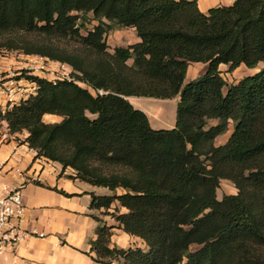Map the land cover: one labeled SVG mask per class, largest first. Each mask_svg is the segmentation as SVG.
<instances>
[{
  "label": "trees",
  "instance_id": "1",
  "mask_svg": "<svg viewBox=\"0 0 264 264\" xmlns=\"http://www.w3.org/2000/svg\"><path fill=\"white\" fill-rule=\"evenodd\" d=\"M78 13L97 24L82 34ZM116 27H133L139 41L110 50L105 36ZM52 37H77L80 46L69 50ZM0 49L72 68L73 79L55 83L29 76L37 94L6 118L12 132H27L39 156L71 167L75 178L123 189L91 193L90 206L103 207L146 248L109 247L103 223L91 242L94 261L264 264V67L231 84L218 70L264 62V0L206 12L197 0H0ZM192 62L206 69L185 83ZM128 96H178L175 125L152 128ZM44 114L62 119L45 122ZM229 122L227 141L215 145ZM220 179L237 192L218 199ZM114 201L125 211L108 213ZM192 244L200 248L190 251Z\"/></svg>",
  "mask_w": 264,
  "mask_h": 264
},
{
  "label": "crops",
  "instance_id": "2",
  "mask_svg": "<svg viewBox=\"0 0 264 264\" xmlns=\"http://www.w3.org/2000/svg\"><path fill=\"white\" fill-rule=\"evenodd\" d=\"M233 1L197 0V6L200 11L206 12L212 7L230 5ZM130 29L135 31L133 27ZM137 41H139L138 37L129 44ZM221 65L226 64H220L219 67ZM205 69V63H190L184 82L198 77ZM144 98L146 97H127L135 108L145 112L151 125L150 115L141 104ZM220 135L215 138V145L223 144L221 142L217 144ZM14 145L10 142L0 147V160L11 155ZM12 166L24 170L23 176L14 175ZM36 177L38 179L34 181ZM2 184L21 188L25 211L20 226L30 235L38 232L43 233L44 236L31 235L17 248L16 260H13L11 255H6L2 258L1 264H103L91 258L95 256V252L91 250V242L97 237V226L103 223L110 226L109 247L117 245L124 247L120 241L128 243V239L134 238L124 232L114 218L106 219L102 215L105 212L103 207L91 208V193L96 196L109 195L108 188L64 178L60 176L58 164L55 163L52 166L47 162L38 163L34 160L33 152H29L23 146L18 147L12 157L2 166L0 189ZM117 234L120 238L115 240L113 236ZM110 264H118V262L113 260Z\"/></svg>",
  "mask_w": 264,
  "mask_h": 264
},
{
  "label": "rangeland",
  "instance_id": "3",
  "mask_svg": "<svg viewBox=\"0 0 264 264\" xmlns=\"http://www.w3.org/2000/svg\"><path fill=\"white\" fill-rule=\"evenodd\" d=\"M78 15H79V18L77 20V26H79L80 32L82 34H84L87 28L88 27L90 28L92 24H94L93 26L97 24V21L91 18V13H88V14L78 13ZM93 20L95 22L92 23ZM136 37H137L136 32L135 31L133 32L130 29V27H116V28L109 30V32L105 36V39L108 44V47L111 49L115 45L127 46ZM26 38H36L37 40H40V38H42V34H33V35L30 34ZM51 40L53 44H56L60 47H64L69 50L75 51L80 46L79 39L77 37H67V38L52 37ZM36 55L38 54H26L23 51L16 50V49L14 50L0 49V77L6 78L5 75L8 74V75H11L12 77L14 76L13 78L24 80L28 78L29 76L41 74L40 76L38 75L39 78L41 77L46 80H56L57 81L63 78V76H65L64 73L68 72V69L66 67H62L61 65L58 64V62L60 61L52 60L46 57L47 60L42 62V60H40L39 57H37ZM128 62L131 63L132 60L130 59ZM41 63H43V65L46 68L42 72H38L35 70H30L28 72L24 71V70H28L27 68L31 65L36 66ZM65 65H67V63ZM67 66L70 67L69 64ZM262 67H264V62H259L253 68H247L243 64H241L240 66L235 68L233 71H228V65H221L220 67H218V70H220V74L225 80L226 84H231V83H236L238 80H240L244 76L255 73ZM69 77H72L71 74H69ZM79 84L85 87L83 83L80 82ZM226 90L227 89L224 86L223 92L225 93ZM143 100H147V101H143ZM177 101H178V96H174L172 98H164V99L153 98V97L152 98L146 97L142 99L141 104L144 105V107L146 108L151 118L150 126L155 129L172 128L174 126V121H175V110H176ZM44 115L42 116V119L45 122H58L62 119V117L59 115H47V116H44ZM87 115L90 118L95 117L94 114L87 113ZM232 129H233L232 122H229L227 130L220 135L219 139L217 140V144L220 142L221 143L226 142L232 132ZM55 163L58 164L60 167V176L67 178V179H72L73 181L79 180L74 177L75 172L71 167L69 166L63 167V165L57 161H55ZM122 192H123V189L121 187H118L114 191H110V194H121ZM236 192H237V188L235 187L234 183L231 180L229 179L219 180L218 187L216 188V197L218 199H221L223 195L235 194ZM123 211H125V209L120 207L117 201H114L111 207L109 208L108 213L109 212L110 213H117V212L120 213ZM102 215L105 216V218L108 220L112 218L110 215L105 214V212ZM113 238L115 240H118L120 236L117 234L113 236ZM120 244H122L124 247H121L120 245H117V247L125 248V249H127L128 247L146 248L144 242L139 237L128 239V243L127 241L122 240L120 241ZM199 248H200V245L192 244L190 246V251H195Z\"/></svg>",
  "mask_w": 264,
  "mask_h": 264
},
{
  "label": "built area",
  "instance_id": "4",
  "mask_svg": "<svg viewBox=\"0 0 264 264\" xmlns=\"http://www.w3.org/2000/svg\"><path fill=\"white\" fill-rule=\"evenodd\" d=\"M39 57L42 62L46 61V56L36 55ZM59 65L62 67H66L68 72L64 73L65 76L61 78L63 79H73V77H69V74L72 73V68L65 65L66 63H60ZM28 70H24L25 72L30 70H35L38 72L44 71L46 68L43 63L36 66H29ZM71 69V70H70ZM32 73V72H31ZM33 75V76H38ZM72 76V75H71ZM6 78L0 77V147L13 142L15 145L13 146V150L11 155L5 158L4 160H0V170L2 166L12 157V154L15 153V150L18 147H25L29 152H33L34 160L38 163L47 162L52 166L55 165V161H51L46 157L39 156L37 154V150L28 145L25 141L27 137V132H12L10 130L6 113L13 106L19 105L22 101L26 100L30 96H34L37 94L39 85L36 81L32 79H16L11 75L6 74ZM41 78V77H40ZM44 79V78H43ZM53 83L56 80H48ZM58 81V80H57ZM11 169L14 171V175L18 177L23 176L24 170L12 166ZM38 177L34 178V181L37 180ZM25 207L22 200L21 188L13 187L7 184H2L0 189V264L2 262V258L6 255H11L13 260H16L17 248L19 245L31 235H35L37 237H43V233L33 232L31 235L26 232L21 226L20 221L24 216Z\"/></svg>",
  "mask_w": 264,
  "mask_h": 264
},
{
  "label": "water",
  "instance_id": "5",
  "mask_svg": "<svg viewBox=\"0 0 264 264\" xmlns=\"http://www.w3.org/2000/svg\"><path fill=\"white\" fill-rule=\"evenodd\" d=\"M126 99H127V97H126Z\"/></svg>",
  "mask_w": 264,
  "mask_h": 264
}]
</instances>
